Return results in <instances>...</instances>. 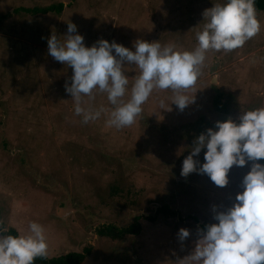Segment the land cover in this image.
I'll list each match as a JSON object with an SVG mask.
<instances>
[{
  "label": "rangeland",
  "instance_id": "obj_1",
  "mask_svg": "<svg viewBox=\"0 0 264 264\" xmlns=\"http://www.w3.org/2000/svg\"><path fill=\"white\" fill-rule=\"evenodd\" d=\"M215 2L0 0V228L26 232L30 221L39 222L47 256L89 246L82 264H183L203 234L201 226L214 223L215 212L230 207L242 191L253 163L233 165L223 187L199 171L181 175L199 134L217 121L239 122L242 112L264 108V11L256 9L260 30L243 46L207 52L195 85L185 90L192 103L180 110L171 90L156 89L135 122L119 129L107 123L113 106L104 93L82 100L104 108L98 119L83 123L75 114L65 91L72 68L49 54L47 40L52 34L63 40L71 22L86 46L103 38L134 48L142 39L191 50L205 22L202 13ZM58 3L60 13L23 10ZM125 70L130 89L139 70ZM205 151L194 156L197 169ZM161 205L181 218L156 215ZM136 216L138 234L113 239L97 233ZM180 228L190 233L182 242Z\"/></svg>",
  "mask_w": 264,
  "mask_h": 264
},
{
  "label": "clouds",
  "instance_id": "obj_2",
  "mask_svg": "<svg viewBox=\"0 0 264 264\" xmlns=\"http://www.w3.org/2000/svg\"><path fill=\"white\" fill-rule=\"evenodd\" d=\"M205 21L196 33L197 46L178 49L174 44L137 39L134 48L116 41L98 39L86 46L76 25L69 22L61 40L56 34L47 40L48 52L57 61L71 66V84L65 91L74 100V112L83 123L98 119L104 108L84 106L82 100L94 98L95 92L106 94L113 106L107 123L117 129L130 126L142 112V105L154 90H171L172 102L183 110L192 103L186 94L201 73L209 50L229 52L237 49L260 30L254 0H217L203 13ZM139 73L131 83L126 66ZM126 94L128 98L125 99ZM161 109H167L161 102ZM232 118L217 121L215 128L199 134L190 153L183 159L181 175L193 171L207 174L219 187L228 183L233 165L253 161L243 176L239 191L230 207L216 211L214 223L205 226L191 254L183 264H264V108H255ZM204 148V162L197 169L194 160ZM180 228L178 239L189 237ZM48 254L44 226L30 221L26 232L5 234L0 228V264H33L37 257Z\"/></svg>",
  "mask_w": 264,
  "mask_h": 264
},
{
  "label": "trees",
  "instance_id": "obj_3",
  "mask_svg": "<svg viewBox=\"0 0 264 264\" xmlns=\"http://www.w3.org/2000/svg\"><path fill=\"white\" fill-rule=\"evenodd\" d=\"M255 9L264 11V0H254ZM63 5L61 3L58 4H51L42 8H29L23 9L26 13H40L45 14L48 12H56L60 13L62 10ZM260 163L264 164V159L260 161ZM156 215H162L164 218H172L178 217L181 218V215L177 210L171 209L168 205H161L156 210ZM139 216L133 218L132 222L128 225H124L121 227H117L111 224L104 225L97 230L98 235L100 236H108L110 238L116 239L121 238L127 234H138L140 231V223H139ZM147 219L154 220L155 217L147 216ZM204 230L205 226H201ZM18 231L9 226L5 229V234H17ZM89 246H85L81 251H70L65 254L59 256H46V257H37L33 264H82L85 255L88 254L90 251Z\"/></svg>",
  "mask_w": 264,
  "mask_h": 264
},
{
  "label": "water",
  "instance_id": "obj_4",
  "mask_svg": "<svg viewBox=\"0 0 264 264\" xmlns=\"http://www.w3.org/2000/svg\"><path fill=\"white\" fill-rule=\"evenodd\" d=\"M215 65H216V64H214V65L209 69L210 72L213 71V70L215 69ZM214 81H215V76H212L211 82H214Z\"/></svg>",
  "mask_w": 264,
  "mask_h": 264
}]
</instances>
